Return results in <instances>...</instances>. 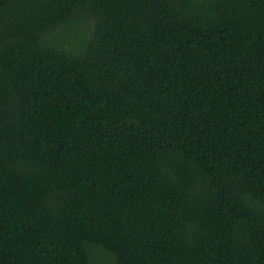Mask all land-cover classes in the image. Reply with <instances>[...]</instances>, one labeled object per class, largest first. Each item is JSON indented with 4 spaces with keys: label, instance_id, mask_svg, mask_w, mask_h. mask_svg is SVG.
I'll use <instances>...</instances> for the list:
<instances>
[{
    "label": "trees",
    "instance_id": "obj_1",
    "mask_svg": "<svg viewBox=\"0 0 264 264\" xmlns=\"http://www.w3.org/2000/svg\"><path fill=\"white\" fill-rule=\"evenodd\" d=\"M0 264H264V0H0Z\"/></svg>",
    "mask_w": 264,
    "mask_h": 264
}]
</instances>
